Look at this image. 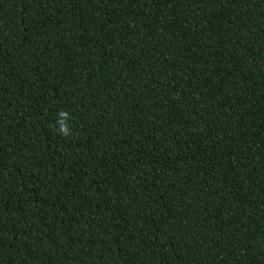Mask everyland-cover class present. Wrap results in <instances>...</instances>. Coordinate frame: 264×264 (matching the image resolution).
Returning <instances> with one entry per match:
<instances>
[{
  "label": "trees",
  "instance_id": "16d2710c",
  "mask_svg": "<svg viewBox=\"0 0 264 264\" xmlns=\"http://www.w3.org/2000/svg\"><path fill=\"white\" fill-rule=\"evenodd\" d=\"M0 264H264V0H0Z\"/></svg>",
  "mask_w": 264,
  "mask_h": 264
}]
</instances>
